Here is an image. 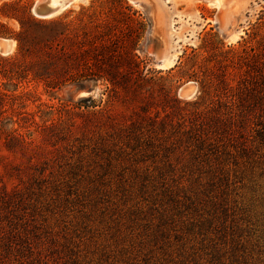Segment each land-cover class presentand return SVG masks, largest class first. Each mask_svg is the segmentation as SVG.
I'll return each instance as SVG.
<instances>
[{"label":"rangeland","instance_id":"obj_1","mask_svg":"<svg viewBox=\"0 0 264 264\" xmlns=\"http://www.w3.org/2000/svg\"><path fill=\"white\" fill-rule=\"evenodd\" d=\"M17 1L33 16L38 0H0V8ZM69 1L51 19L80 27V19L87 22L90 14L100 30L114 25L119 59L136 55L146 63L144 69L161 79L163 91L146 93L143 103H160L159 95L202 102L200 84L209 77L214 87L199 106L209 117L221 110L214 77L226 74L234 91L219 97L236 107L223 127V142L207 148L199 168L189 162L191 155L177 150L172 155L179 159L177 166L164 173L168 185L157 177L141 191L133 177L134 159L126 157L140 142L111 139L95 121L84 122L86 114L102 110L119 127L127 125L137 102L102 81L76 79L50 90L29 77L17 91L10 88L17 98L7 106L13 127L34 145L30 162L11 155L0 163V180L37 194L46 210V227L56 237L55 264H264V79L255 63H264V0H226L224 5L219 0ZM0 21L14 32L21 29L18 20L4 18L1 10ZM207 38L210 46L203 49ZM10 40V53L1 55L16 54L17 43ZM230 50L263 55L247 64L226 53ZM133 66L119 61L120 72ZM244 83L256 89L240 103L245 96L237 88ZM85 97L98 107L86 109L91 104L81 102ZM126 99L129 103H123ZM108 153L119 162L109 165ZM149 155L138 157L148 160L137 161L141 168L152 165Z\"/></svg>","mask_w":264,"mask_h":264},{"label":"trees","instance_id":"obj_2","mask_svg":"<svg viewBox=\"0 0 264 264\" xmlns=\"http://www.w3.org/2000/svg\"><path fill=\"white\" fill-rule=\"evenodd\" d=\"M0 10L4 18L16 19L21 25V29L14 32L7 23L0 21V39L8 38L17 43L15 55L0 54V163L9 160L11 155L15 158L26 157L29 162L32 159L34 142L28 141L18 129H14L13 117L8 115L7 109L8 101L11 100L14 104L17 99L12 97L10 92L17 91L19 85L29 77L43 82L45 88L50 90L60 89L76 79L87 84H98L102 81L110 84L111 90L116 94L122 93V96L129 98L131 103L137 102V110L127 125L119 127L118 120L110 114L104 115L102 110L86 114L84 122L88 119L95 121L98 128L106 129L111 139L127 137L129 141L134 138L140 142L137 148H132V153H127L126 157L131 161L134 159L133 177L140 182L141 191L157 177L168 185V177L164 173L166 169H174L177 166L174 165L179 159L175 160L172 156L177 150L182 149L184 155L186 153L191 155L189 162L199 168L203 163V156L208 155L207 148L219 147L218 143L223 142L221 134L226 132L223 127L234 118L236 107V102L223 101L222 97H219L220 94L228 97V94L234 91L226 74L214 77L217 103L221 110L210 114L209 117L208 112L199 111V106L205 104V97L211 95L209 87H214L215 82L209 77H204L200 84L202 93L198 100L202 102H184L176 96L164 99L159 95L162 100L155 104L160 105L143 103L146 93L163 91L161 79L155 77L150 70L144 69L146 63L139 60L136 55L126 53L119 59V46L113 33L114 25L111 28L107 27L106 30H100V24L95 23L90 14L87 22L80 19V27H76L73 22L57 18L38 20L31 15L30 9L19 1L3 4ZM132 16H136V13H132ZM136 21L143 27L141 21L138 19ZM209 46L207 38L202 48L207 49ZM226 53L247 64L249 59L257 60L263 55V53L250 55L246 50L244 54L236 50ZM119 61L134 66L131 71L124 69L122 73L119 71ZM218 62L222 67H226L223 61ZM255 63L260 67L259 77L264 79V68L261 69L264 63L260 60ZM254 78L255 81L256 77ZM255 82L254 85L258 83L257 80ZM252 86L246 83L238 86L237 93L245 96L244 99L239 97L240 103L246 101L247 94L255 91L256 87ZM10 88H13V91ZM129 100H123V103H129ZM81 102L91 104L86 106V109L98 107L91 97H85ZM217 136L220 141L215 139ZM122 153H126V150ZM148 155L152 157V165L143 169L137 161L145 163L148 160H139L138 157ZM108 159L109 165H112L114 160L119 162L109 153ZM155 172H158V175H155ZM45 211L32 189H20L17 186L9 188L0 180V264L56 263L57 241L46 227Z\"/></svg>","mask_w":264,"mask_h":264},{"label":"water","instance_id":"obj_3","mask_svg":"<svg viewBox=\"0 0 264 264\" xmlns=\"http://www.w3.org/2000/svg\"><path fill=\"white\" fill-rule=\"evenodd\" d=\"M57 11V8H52L49 6V3H35L31 9V12L33 14L34 17L38 18V19H51L54 16V13ZM53 16V17H52ZM8 41H10V39H5L4 42H1V54L2 52L5 54L9 53V43ZM78 92H74L72 94V96H77Z\"/></svg>","mask_w":264,"mask_h":264},{"label":"bare ground","instance_id":"obj_4","mask_svg":"<svg viewBox=\"0 0 264 264\" xmlns=\"http://www.w3.org/2000/svg\"><path fill=\"white\" fill-rule=\"evenodd\" d=\"M225 1L226 0H219V3L221 5H224ZM46 2L49 3L50 7L57 8V11L53 15L54 17L59 15L62 11H65L72 3L69 0H38L37 4L38 3H46ZM214 6L219 7L217 5H214ZM8 43H9V53H10V50H11V47H12L11 40L8 41ZM0 52H1V42H0ZM2 54H5V53L2 52Z\"/></svg>","mask_w":264,"mask_h":264},{"label":"crops","instance_id":"obj_5","mask_svg":"<svg viewBox=\"0 0 264 264\" xmlns=\"http://www.w3.org/2000/svg\"><path fill=\"white\" fill-rule=\"evenodd\" d=\"M226 2H228V1H226ZM228 7H229V5L227 7H225V8H228Z\"/></svg>","mask_w":264,"mask_h":264}]
</instances>
